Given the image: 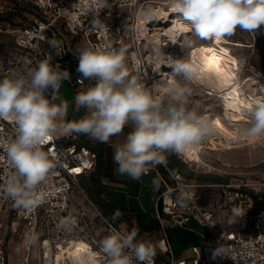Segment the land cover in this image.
Masks as SVG:
<instances>
[{
  "label": "clouds",
  "instance_id": "1",
  "mask_svg": "<svg viewBox=\"0 0 264 264\" xmlns=\"http://www.w3.org/2000/svg\"><path fill=\"white\" fill-rule=\"evenodd\" d=\"M171 11L201 39L222 40L237 28L257 32L264 28V0H169ZM151 14V9L149 10ZM94 24L103 29L98 20ZM127 49L110 45L84 46L78 49L76 71L78 81H94L79 92L74 103L84 115L67 120L69 105L59 96L62 82L70 80V72L49 60L27 71L13 70L0 79V120L7 121L13 133L0 134V149L6 166L0 175V197L10 199L18 209L31 210L43 203L42 185L58 161L45 146L57 136L86 135L101 143H109L130 127L124 141L113 147V163L121 175L139 180L150 170L166 165L169 152L183 153L210 137L213 122L189 106L190 89L178 83L163 85L169 96L167 103L153 96L132 75L126 63ZM172 72L191 79L197 70L195 62L175 60ZM247 109V120L238 128L239 137H264V89ZM155 190L159 180L152 181ZM180 189L178 200H186ZM120 213H114L117 219ZM241 215L233 209V216ZM39 240L33 233L28 245ZM105 264H155L157 254L153 242L138 239V231L122 232L112 228L100 241Z\"/></svg>",
  "mask_w": 264,
  "mask_h": 264
},
{
  "label": "rangeland",
  "instance_id": "2",
  "mask_svg": "<svg viewBox=\"0 0 264 264\" xmlns=\"http://www.w3.org/2000/svg\"><path fill=\"white\" fill-rule=\"evenodd\" d=\"M155 16L158 20L163 18V24L149 23ZM24 18L27 21L32 19L28 15ZM163 34L166 37L162 38L161 43L157 36ZM167 34L170 35L168 41ZM3 38L7 45L4 49L12 50L15 39L7 35ZM167 42L171 43V49L167 47L163 51L161 44L166 45ZM123 47L127 49L126 63L130 73L137 76L153 96H158L163 103L169 101V96H164L158 86L163 80L162 76L156 77L158 70L164 78L173 77L176 83L190 89L189 106L198 105V114L214 123V133L193 147L198 160L189 158L184 153H167L179 161L181 170L219 179L217 182H204L188 179L183 175L188 180L210 185V188L199 190L201 203L221 214L223 220L228 219L227 213L221 211L218 205L222 193V188L218 185H232L233 190L246 189L264 202V137H239V127L232 126L224 118L223 106L226 94H229L228 98L238 99L240 96L239 99L249 101L259 96L257 91L264 85V28L257 32L237 28L233 35L222 40H205L197 37L171 11L169 0H144L134 14L132 33L125 38ZM196 50L210 51L220 56L222 64L217 69H221L222 73L217 76L221 75L220 83L228 86L225 87L228 90L223 92L219 88V82L198 86L191 79L172 72L169 65L175 60L199 61L200 55L197 52L195 54ZM82 116L83 113L80 112V118ZM242 123L245 122L238 125ZM81 188L83 189L82 185ZM73 196L63 214H59L58 209H54L51 204L29 211L14 207L13 202L7 203L3 211L6 264H69L75 253L85 255L90 264L93 260L89 259L90 254L98 264H105L100 241L109 232L100 215L102 212L85 190L82 193L74 189ZM33 233L38 235L39 240L36 245L30 246L27 238ZM88 251L90 254L84 253Z\"/></svg>",
  "mask_w": 264,
  "mask_h": 264
},
{
  "label": "built area",
  "instance_id": "3",
  "mask_svg": "<svg viewBox=\"0 0 264 264\" xmlns=\"http://www.w3.org/2000/svg\"><path fill=\"white\" fill-rule=\"evenodd\" d=\"M144 0H0L1 35L15 39V47L0 51V79L13 70L27 71L38 66L39 62L49 60L54 66L70 72L71 79L66 80L76 91L91 87L94 81H78L76 71L78 49L84 46L110 45L123 47L125 38L131 36L133 17ZM31 16L28 22L24 16ZM98 20L103 29L94 24ZM24 21V22H22ZM12 126L0 120V134L11 136ZM58 161L53 173L42 185L44 202L33 207L35 210L53 205L59 214L65 213L72 202L73 190L82 193L81 181L95 170L97 154L80 143L79 138L59 143L54 138L46 146ZM5 153L0 149V175L6 166ZM77 168L80 173H75ZM158 172L156 169L149 171ZM147 173V174H149ZM163 190L157 200V218L163 228L168 220L176 226H185L196 221L203 226L209 236L206 243L211 251L203 256L199 247H192L193 258L175 260L163 264H264V202L259 201L246 189H231L232 185H218L222 188L219 208L227 213L228 219L221 214L202 206L199 190L210 188L207 183L186 179L181 173L166 168L161 173ZM186 190L189 197L178 200L180 189ZM10 199L0 197V264L7 263L4 249L3 211ZM260 203V205H259ZM240 209L241 215L234 217L233 209ZM106 229L114 227L122 231L115 223L108 221L102 213ZM230 223V226L228 224ZM123 232V231H122ZM164 253L171 255L167 236L158 243ZM155 264H161L157 255Z\"/></svg>",
  "mask_w": 264,
  "mask_h": 264
},
{
  "label": "crops",
  "instance_id": "4",
  "mask_svg": "<svg viewBox=\"0 0 264 264\" xmlns=\"http://www.w3.org/2000/svg\"><path fill=\"white\" fill-rule=\"evenodd\" d=\"M4 21L0 18V26L4 25ZM25 22H28L24 18ZM6 35L0 34V50L7 47L6 41L3 38ZM9 36V35H7ZM65 80L59 90L61 99L67 101L69 122L80 119V112L84 110H76L74 98L79 92L85 91L88 87H83L78 91L74 90ZM131 131L130 127H126L124 132L120 135L113 136L109 143H101L97 140L91 139L86 135L72 134L69 136H57L54 139L59 143L73 141L77 138L83 137V140L89 142L94 146H103L105 151L104 176L102 178V185L104 192L102 199L107 205L113 217L114 213L119 212L120 215L115 220L123 232L136 229L138 231V239H147L153 242L156 247L157 257L160 261L169 262L170 257L175 260H190L193 258L192 247L198 246L200 253L205 256L210 251V246L206 243L209 232L196 221H190L185 226H176L165 220L163 228L157 218V200L158 196L163 190L161 173L166 168L175 167L182 169L179 161L169 154L167 156L166 165H160L154 169L158 172L152 171L149 174L143 175L139 180L132 179L127 175H121L117 171V166L113 163V147L122 143ZM159 180L160 187L155 190L152 181ZM167 236V243L171 250V255L164 253L158 247L164 236Z\"/></svg>",
  "mask_w": 264,
  "mask_h": 264
},
{
  "label": "bare ground",
  "instance_id": "5",
  "mask_svg": "<svg viewBox=\"0 0 264 264\" xmlns=\"http://www.w3.org/2000/svg\"><path fill=\"white\" fill-rule=\"evenodd\" d=\"M142 12V10H141ZM159 18L158 17H154V19L150 20L149 23H160V24H163V22H161L163 20V18H160V20H158ZM177 22V21H176ZM183 25V24H182ZM175 28V27H174ZM177 33V31H176ZM178 35V34H177ZM170 36V35H169ZM169 36L167 34V38L166 40L168 41L169 39ZM175 36V35H174ZM160 38L158 39L159 42L162 43V38L163 37H166V34H163L161 36H157V38ZM175 39V38H173ZM171 43L170 42H167L166 45H162L161 46L163 47V51H165V49L167 47H169L168 49H171ZM196 52L200 55V58H199V61H196L195 59L192 61V62H195L196 66H197V70L195 72V74L193 75V77L191 78V80L197 84L198 86H204V85H213L215 83H220V76L221 75H218V73H222L221 69H217V68H221L220 64L221 63V58L220 56H218L217 54L215 53H212L210 51H207V52H204V51H200V50H196L195 51V54ZM135 55V54H134ZM137 55V54H136ZM135 57V56H134ZM133 57V58H134ZM138 59V57H137ZM136 59V60H137ZM134 60V59H132ZM135 61V60H134ZM137 62V61H136ZM138 65V64H137ZM136 65V66H137ZM141 65V64H140ZM220 65V66H219ZM135 66V67H136ZM164 66V65H163ZM224 66V65H223ZM166 68V67H165ZM138 69V68H137ZM141 74V73H140ZM156 77H160L162 76L163 77V80L160 81L158 83V86L160 88V90L162 91L163 95L164 96H168L167 94V91L165 89V87H163V85H168V86H172L174 84H177L176 81L174 80L173 77H167V78H164V75L159 72L158 70L156 71ZM225 75V74H224ZM137 77V76H136ZM219 79V80H218ZM139 80V79H138ZM141 82V80H139ZM143 83V82H142ZM225 83V82H224ZM225 87H228V86H224L223 83H220V89L224 92L226 90H228L227 88ZM261 89H264V85L262 87H260V89L257 91V93L259 95H261ZM242 94V93H241ZM227 98L223 97V106H224V118L226 119V121H228L232 126H236V127H239L240 125H238V123L240 122H246L247 120V109L249 108L250 104L252 101H249V100H246L245 98H243L244 100L242 99H237L236 97H229V94H226ZM244 97V96H241V98ZM255 97H253V100H254ZM230 112H232L230 114ZM187 157L189 158H195V160H198V155H197V152H195V150L193 149V147L189 148V149H186L185 152H183ZM79 169V168H77ZM81 172V169H79V171H75V173H80ZM83 248V247H82ZM81 248V249H82ZM85 249V248H84ZM80 250V249H79ZM85 254H90V252H84ZM85 256V255H84ZM81 253H75L73 254V258L70 260L69 264H90L89 260H87L85 257H84ZM87 256V255H86ZM90 258L89 259H93L91 264H98L97 261L92 257V255L90 254L89 256Z\"/></svg>",
  "mask_w": 264,
  "mask_h": 264
},
{
  "label": "trees",
  "instance_id": "6",
  "mask_svg": "<svg viewBox=\"0 0 264 264\" xmlns=\"http://www.w3.org/2000/svg\"><path fill=\"white\" fill-rule=\"evenodd\" d=\"M79 140L82 145L87 146L88 148L96 152L97 154L95 170L90 174L89 177H85L82 179L81 185L83 189L87 192L89 197H91L96 202L104 218H106L110 222L115 223V220L113 219L110 210L108 209L107 205L104 203L102 199V194L104 192V187L102 185V178L104 176V164H105L104 147L91 145L89 142L84 141L83 137L79 138ZM169 169H171L174 172L180 171L182 175L192 180L204 181V182L205 181H212V182L219 181V179H213L210 176H201V175L192 174V173H189V171L185 172L183 170H179L172 166ZM162 170L164 173L165 172L164 169ZM200 204L202 206H206L205 203H201V201H200Z\"/></svg>",
  "mask_w": 264,
  "mask_h": 264
},
{
  "label": "snow or ice",
  "instance_id": "7",
  "mask_svg": "<svg viewBox=\"0 0 264 264\" xmlns=\"http://www.w3.org/2000/svg\"><path fill=\"white\" fill-rule=\"evenodd\" d=\"M77 171H79V169H77Z\"/></svg>",
  "mask_w": 264,
  "mask_h": 264
}]
</instances>
